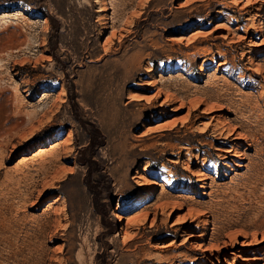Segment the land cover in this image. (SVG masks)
Here are the masks:
<instances>
[{"label": "rangeland", "instance_id": "rangeland-1", "mask_svg": "<svg viewBox=\"0 0 264 264\" xmlns=\"http://www.w3.org/2000/svg\"><path fill=\"white\" fill-rule=\"evenodd\" d=\"M250 1L0 0V264L242 263L193 250L264 236Z\"/></svg>", "mask_w": 264, "mask_h": 264}, {"label": "bare ground", "instance_id": "bare-ground-1", "mask_svg": "<svg viewBox=\"0 0 264 264\" xmlns=\"http://www.w3.org/2000/svg\"><path fill=\"white\" fill-rule=\"evenodd\" d=\"M262 1H264V0H262ZM251 2L252 1L249 0V2H248L247 5H251ZM245 5L246 4H243V6L241 7V9L244 8V7H246ZM257 11L258 12H261L262 9H257ZM253 29L255 31H258L256 27H254ZM208 33L205 34V35H203L202 37L205 38L208 35ZM227 135L228 136H233V139H239V137L241 136V134L237 130H235V128H233V127H231V128L228 129ZM215 150L219 152V157H221L223 159H229V157H231L230 160L232 162H235L234 157L236 158V157H239L240 156V152L238 151V144L236 142L233 145L229 146L228 148L223 147V146H218ZM225 167L229 168L230 166H229V164H225ZM195 175L198 176V177H202V178H199L198 181H205L206 180V178L203 177L204 175L201 174V173H199V171L197 173H195ZM201 187H203V185ZM205 223H207V221ZM173 225H174V223H173ZM201 235H202V239H204V240H207L208 239L209 240L208 241V244L203 243L201 245V249H198V248L197 249H194L193 250V253H197V252H200V251H203V250L220 251V250H223L225 248H231L232 251H231L230 254L233 255V257L235 259L236 258L240 259L242 261L241 264H260L261 262H264V246L261 247V248H252V249H249V247H251L252 245H254L253 243H256V242L257 243H264V236H262V238L259 240L257 234L255 236L254 235L253 236L251 235V237H250V235L249 236H246L245 235L244 237H242V239L240 238L241 241L240 240H237V238H236L237 236H236L234 239H231V240H228V241H224L223 240L222 242H219V240L218 241H214V240H210V238H207V236H208V233L207 232H203ZM238 248H245L246 251H244V253H250V256L242 255V253H243L242 250L243 249L241 251H239V250H237ZM198 261H201V257H197L196 258V262H198ZM224 261L227 264H232V263L229 262V260L227 258H224ZM201 264H203V263H201Z\"/></svg>", "mask_w": 264, "mask_h": 264}]
</instances>
